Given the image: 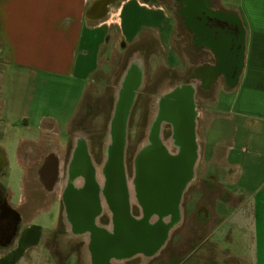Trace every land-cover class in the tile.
<instances>
[{"label": "crops", "instance_id": "crops-1", "mask_svg": "<svg viewBox=\"0 0 264 264\" xmlns=\"http://www.w3.org/2000/svg\"><path fill=\"white\" fill-rule=\"evenodd\" d=\"M106 1L98 10L100 0H0V41L7 53L0 75V140L13 141V160L0 144V190L16 210L30 199L21 231L12 244L0 245V264H41L40 253L32 250L48 231L35 220L55 203L46 187L43 197L37 195L34 152L55 151L60 135L71 132L85 95L109 70L112 61L106 59L119 39L131 46L147 35L143 0ZM212 1L229 29L240 31L225 40L241 47V68L199 110L193 191L201 198L200 182L213 173L225 195L215 196V224L193 251L208 241L218 252L220 239L230 240L238 226L241 263L264 264V0H226L225 6ZM153 16L148 15L152 44L172 54L173 31L165 17ZM59 83L66 99L57 105ZM56 226L57 221L51 229Z\"/></svg>", "mask_w": 264, "mask_h": 264}, {"label": "flooded vegetation", "instance_id": "flooded-vegetation-1", "mask_svg": "<svg viewBox=\"0 0 264 264\" xmlns=\"http://www.w3.org/2000/svg\"><path fill=\"white\" fill-rule=\"evenodd\" d=\"M100 1L98 10L107 4ZM143 2L148 13L167 19L174 37L186 40L184 47L175 43L172 54L159 49L167 68L151 77L154 69L148 60L155 48L147 16L146 37L131 46L120 38L118 47L124 54L115 56L119 65L97 76L111 92L107 115L111 126L107 123L99 135L94 134L81 120L89 114L87 106L79 109L65 148L57 145L48 154L41 148L34 152L37 195L43 197L46 187L58 205L53 230L83 246L91 264H158L147 260L157 258L172 235L149 254L147 224L157 226L175 217L182 224L189 216L187 194L194 187L198 160L200 97L209 99L218 84L233 81L241 68V47L235 42L229 46L225 40L228 33L240 31L229 29V21L212 0ZM213 40L218 41V52L210 45ZM183 55L190 66L180 70ZM96 136L107 151L100 160L93 150ZM6 200L0 190V245L13 243L26 222L30 201L26 197L14 212ZM108 242L120 245L118 252Z\"/></svg>", "mask_w": 264, "mask_h": 264}, {"label": "rangeland", "instance_id": "rangeland-1", "mask_svg": "<svg viewBox=\"0 0 264 264\" xmlns=\"http://www.w3.org/2000/svg\"><path fill=\"white\" fill-rule=\"evenodd\" d=\"M222 5H227L226 0H221ZM142 14L155 15L154 13H148L147 11L141 10ZM135 32V28L131 30V33ZM180 35V34H178ZM176 37V34H175ZM177 38V37H176ZM185 39H175V43L178 45L179 49H182L185 44ZM153 43H156V40L153 39ZM155 54L151 56V59L148 60L152 70L149 75L156 78L161 74L162 70L166 67V59L163 54L159 51V47L154 46ZM124 54V51L117 47L113 50L111 57L106 59V62L112 61L111 65L108 64L109 70L113 71L119 64V61L115 59L116 55ZM7 59V53L5 46L0 41V75L1 71L5 66V61ZM172 64H176L173 62ZM190 66V62L183 55L182 63L180 65V70L187 69ZM110 74H106V80H109ZM102 81L98 86H93L89 89L88 94L83 100V103L80 107V112L89 106V114H85L81 117L82 122L87 126L91 127V130L94 134L99 135L102 132L108 123L109 126L111 120H108V109H110L111 98L107 90L106 84ZM53 91V90H52ZM66 97V91L61 87V84H58L54 90V99L56 104H62ZM201 106L199 110H202L209 105V100L200 97ZM88 103L90 105H88ZM56 105V106H57ZM59 107V106H58ZM83 114V113H82ZM110 130V128H109ZM68 136L66 134H61L58 138V147L63 149L68 144ZM110 139V136H109ZM0 144H3L8 151L9 158L13 160V141H1ZM93 150L96 157L100 160L102 155L107 153L106 148L99 138H96L92 141ZM84 160L88 161L87 157H84ZM218 174H208L203 180H201L200 185L202 187V196L197 198L199 195H195L193 187L187 194V208L189 216L186 218L184 223L180 224L178 228L172 231V236L167 243L166 248L161 252V254L152 260L158 264L169 263L174 264L180 262V264H242L239 258V238H238V226L234 229L232 238L223 239L219 241L220 250L218 252L214 251L213 244L206 241L202 244L201 249L198 252H194L193 249L205 238L208 231L214 226V205H215V196H223L225 192L223 187L218 183L219 181ZM196 196V197H195ZM194 199V200H193ZM16 199H13V203H16ZM194 201V202H193ZM195 211L193 212V208ZM58 205L55 204L50 211L43 212L39 214L36 218L35 223L46 228L44 238L41 240L40 244L34 248L33 253H40L41 264H91L89 252L82 246L76 244L75 239H69L63 234L55 232L51 228L57 220ZM177 224V225H178ZM230 225V224H229ZM227 248V250H225ZM231 250V251H230ZM136 261H144L141 258L136 259ZM155 264V263H152Z\"/></svg>", "mask_w": 264, "mask_h": 264}, {"label": "water", "instance_id": "water-1", "mask_svg": "<svg viewBox=\"0 0 264 264\" xmlns=\"http://www.w3.org/2000/svg\"><path fill=\"white\" fill-rule=\"evenodd\" d=\"M210 45L212 46V49L214 51L218 52L219 46L217 40H213ZM218 71L219 70L216 69V72ZM196 154H198V152ZM7 205L12 211L17 212V210L11 207L8 203ZM178 222V217H175L174 219H170L169 221H163L161 225L150 226L149 224H147V252L149 254H154L161 248V246L166 243L169 236L171 235L174 226ZM108 246L115 247L114 251L116 252H118L120 248V245H117L114 242H108ZM118 255H122V252L119 251Z\"/></svg>", "mask_w": 264, "mask_h": 264}, {"label": "bare ground", "instance_id": "bare-ground-1", "mask_svg": "<svg viewBox=\"0 0 264 264\" xmlns=\"http://www.w3.org/2000/svg\"><path fill=\"white\" fill-rule=\"evenodd\" d=\"M178 223H179V222H178ZM178 223H177V224H178ZM177 224L174 226V228L177 226ZM174 228H173V229H174Z\"/></svg>", "mask_w": 264, "mask_h": 264}]
</instances>
